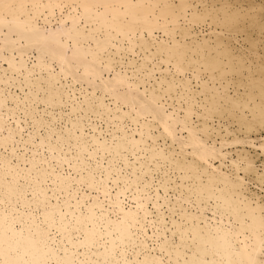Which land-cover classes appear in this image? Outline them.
<instances>
[{
  "label": "bare ground",
  "instance_id": "1",
  "mask_svg": "<svg viewBox=\"0 0 264 264\" xmlns=\"http://www.w3.org/2000/svg\"><path fill=\"white\" fill-rule=\"evenodd\" d=\"M263 6L0 0V264H264Z\"/></svg>",
  "mask_w": 264,
  "mask_h": 264
},
{
  "label": "rangeland",
  "instance_id": "2",
  "mask_svg": "<svg viewBox=\"0 0 264 264\" xmlns=\"http://www.w3.org/2000/svg\"><path fill=\"white\" fill-rule=\"evenodd\" d=\"M263 7H264V6H263ZM257 32H258V31H254V32L252 31L253 35H255V36L257 35ZM260 35L263 36L264 34L260 33Z\"/></svg>",
  "mask_w": 264,
  "mask_h": 264
}]
</instances>
